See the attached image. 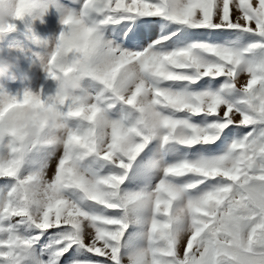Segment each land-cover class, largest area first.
Wrapping results in <instances>:
<instances>
[{
	"label": "snow or ice",
	"instance_id": "1",
	"mask_svg": "<svg viewBox=\"0 0 264 264\" xmlns=\"http://www.w3.org/2000/svg\"><path fill=\"white\" fill-rule=\"evenodd\" d=\"M24 2L60 14L48 76L100 87L0 95L81 121L5 144L0 119V264H264V0ZM41 142L51 175L25 171Z\"/></svg>",
	"mask_w": 264,
	"mask_h": 264
},
{
	"label": "rangeland",
	"instance_id": "2",
	"mask_svg": "<svg viewBox=\"0 0 264 264\" xmlns=\"http://www.w3.org/2000/svg\"><path fill=\"white\" fill-rule=\"evenodd\" d=\"M46 3V0H42ZM60 14L56 8L45 6L37 8L23 19L15 20V27L0 34V52L11 51L20 55L21 63L18 78L15 82L0 84V95L22 98L29 90H40L42 98L55 94L56 82L47 74L45 59L49 57L53 47L54 37L60 30ZM100 85L91 78L85 77L82 90L93 92ZM70 128L81 126L77 118L68 117ZM52 133L45 131L42 141ZM10 138L6 137V144ZM0 151L6 148L0 146ZM60 155V145L55 143H37L28 154V164L25 171L42 174L47 171L51 175L55 167L56 157Z\"/></svg>",
	"mask_w": 264,
	"mask_h": 264
},
{
	"label": "clouds",
	"instance_id": "3",
	"mask_svg": "<svg viewBox=\"0 0 264 264\" xmlns=\"http://www.w3.org/2000/svg\"><path fill=\"white\" fill-rule=\"evenodd\" d=\"M24 0H0V34L9 31V25L14 24L17 15L26 8ZM61 49L58 48L57 42H53V47L49 57L45 59V67L61 60ZM21 57L15 52H0V84L15 82L18 78V70L20 68ZM71 70L67 73L59 74L55 80V92L59 91L65 96L77 95L82 88V77L77 74L75 63L67 65ZM32 96L37 99L42 98L40 90H29ZM49 97V96H47ZM44 97V98H47ZM8 103V98L0 99V111L4 105ZM53 101L46 99V104H52ZM4 121L2 129L3 134L8 137L13 132L17 138H23L27 142H36L39 140L41 126H46V130L56 135L59 140H63L67 136L69 124L65 120H61L54 108L34 107L27 105L21 113L11 122L8 121L6 114L0 116Z\"/></svg>",
	"mask_w": 264,
	"mask_h": 264
}]
</instances>
